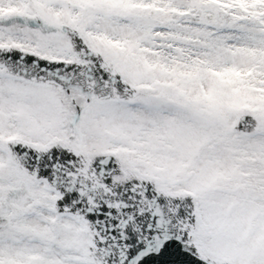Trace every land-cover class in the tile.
I'll return each instance as SVG.
<instances>
[{
	"label": "snow or ice",
	"instance_id": "6c2138e0",
	"mask_svg": "<svg viewBox=\"0 0 264 264\" xmlns=\"http://www.w3.org/2000/svg\"><path fill=\"white\" fill-rule=\"evenodd\" d=\"M0 264H264V0H0Z\"/></svg>",
	"mask_w": 264,
	"mask_h": 264
}]
</instances>
